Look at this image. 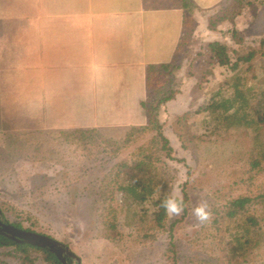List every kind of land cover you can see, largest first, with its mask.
Returning <instances> with one entry per match:
<instances>
[{"label": "rangeland", "instance_id": "1", "mask_svg": "<svg viewBox=\"0 0 264 264\" xmlns=\"http://www.w3.org/2000/svg\"><path fill=\"white\" fill-rule=\"evenodd\" d=\"M236 11L221 42L231 61L233 49L258 50L249 67L239 63L243 80L257 95L264 89V45H260L264 0H243ZM232 31L241 38L240 44L231 38ZM199 40L184 38L172 63L179 68L171 74L158 72L149 86L150 95L163 83L174 91L183 86L184 95L176 100L174 111L169 105L158 109L163 134L172 147L170 157L151 132L139 128L57 135L1 128L2 219L61 241L80 264H264L263 145L253 148L257 134L252 128H226L203 109L215 86L231 71L218 65L207 43ZM250 109L264 112L262 99L253 101ZM184 112V121H175ZM260 138L264 140V133ZM144 154L167 180L170 195L182 197L184 191L188 197L186 213L167 216L163 227L154 225L148 203L127 208L117 189L120 164H132ZM251 157L258 165H250ZM237 196L250 201L228 218L226 204ZM201 201L211 211L206 223L192 215ZM112 214L120 233L109 239L104 220ZM247 215L253 216L254 224L245 220ZM236 237H242L241 243ZM19 256L10 247H0V264H47L36 252L29 256L32 263Z\"/></svg>", "mask_w": 264, "mask_h": 264}, {"label": "crops", "instance_id": "2", "mask_svg": "<svg viewBox=\"0 0 264 264\" xmlns=\"http://www.w3.org/2000/svg\"><path fill=\"white\" fill-rule=\"evenodd\" d=\"M227 1L0 0V127L57 135L145 125L146 66L174 63L191 26L207 46L221 42L231 21L209 29L207 19ZM183 95L181 83L163 106L174 111Z\"/></svg>", "mask_w": 264, "mask_h": 264}, {"label": "trees", "instance_id": "3", "mask_svg": "<svg viewBox=\"0 0 264 264\" xmlns=\"http://www.w3.org/2000/svg\"><path fill=\"white\" fill-rule=\"evenodd\" d=\"M183 8H190L192 5L191 0H180ZM243 0H230L227 6H221L216 12L208 16L209 29H215V26L222 21H232L238 15L236 7L238 4H242ZM193 7V6H192ZM192 26L188 28L184 35V38L191 35ZM231 38L237 43H241V38L235 33L231 32ZM260 45H264V40L260 41ZM208 48L211 56L215 58L218 65L226 66L231 74L226 76L220 81L212 91V94L208 100V103L203 106L204 110H207L209 117L216 121L218 124L224 125L226 128L244 126L246 128H252L257 137V143L253 145V148H257L258 145L262 147V158L264 159V140L260 138L261 133H264V112H258V110L252 111L250 106L253 101L262 99L264 106V89L257 95L252 92V87L248 86L241 76L242 65L249 67L251 61H253L257 49L249 48L245 52H240L237 49H233V60L231 61L228 55L225 44L212 40L208 43ZM242 62L240 66L239 63ZM178 64L162 63V64H149L146 66V82L147 86L158 72H164L171 74L174 69H178ZM154 95H147L146 99L141 101L140 104L144 110L146 122L141 127H134L151 132L152 139L159 145V149L165 153V156L170 157L172 153V147L169 144L168 138L163 134V123L158 118V109L160 105L169 102L173 98L174 90L170 86H166L165 83L158 86ZM261 97V98H260ZM187 112L175 116V121L183 122ZM1 129V127H0ZM79 131L82 134L89 133L90 130H73ZM177 136L181 138V134L177 133ZM252 158V157H251ZM252 167L258 165V161L255 159L250 160ZM121 181L117 185V189L123 195V201L127 208L131 206H139L143 203H148L152 207V221L156 227H163L167 215L163 208L160 207V202L169 194V186L167 180L157 174L151 166V158L149 154H144L140 159L135 160L132 164L122 163L120 164ZM182 198L184 201V211L181 213L184 215L187 209V194L183 191ZM264 199V196H262ZM250 201L247 196H237L230 199L225 207L224 215L228 218L235 216L243 211L244 205ZM245 220L254 224L255 220L253 216L247 215ZM173 223V222H172ZM171 223V224H172ZM16 227L22 228L18 222L12 223ZM172 227V225H170ZM105 234L109 239H114L119 235L117 229L115 216L112 214L104 220ZM29 230L28 228H26ZM237 241L242 240V237H236ZM246 243V240L244 241ZM243 242V243H244ZM172 245L170 244L169 248ZM0 247H10L13 252L19 253L20 258L25 259L27 262L32 263L30 258L31 252H36L39 257L47 264H61L57 257L45 248L33 246L27 243H17L12 239L0 234Z\"/></svg>", "mask_w": 264, "mask_h": 264}, {"label": "water", "instance_id": "4", "mask_svg": "<svg viewBox=\"0 0 264 264\" xmlns=\"http://www.w3.org/2000/svg\"><path fill=\"white\" fill-rule=\"evenodd\" d=\"M0 234L17 243H27L33 246L45 248L52 252L61 264H71L72 260L75 261V264H80V258L67 245L50 235L14 226L12 223L2 219L1 210Z\"/></svg>", "mask_w": 264, "mask_h": 264}, {"label": "clouds", "instance_id": "5", "mask_svg": "<svg viewBox=\"0 0 264 264\" xmlns=\"http://www.w3.org/2000/svg\"><path fill=\"white\" fill-rule=\"evenodd\" d=\"M160 207L163 208L165 214L169 217L179 216L184 211V201L179 195H168L161 200ZM192 215L200 223L208 222L211 217V211L208 208L206 201L197 203L192 208Z\"/></svg>", "mask_w": 264, "mask_h": 264}]
</instances>
